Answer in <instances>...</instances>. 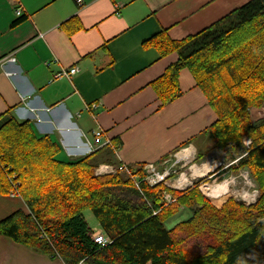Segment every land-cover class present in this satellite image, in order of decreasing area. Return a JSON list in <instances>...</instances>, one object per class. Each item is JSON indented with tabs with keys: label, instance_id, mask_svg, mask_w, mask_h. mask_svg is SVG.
I'll use <instances>...</instances> for the list:
<instances>
[{
	"label": "trees",
	"instance_id": "1",
	"mask_svg": "<svg viewBox=\"0 0 264 264\" xmlns=\"http://www.w3.org/2000/svg\"><path fill=\"white\" fill-rule=\"evenodd\" d=\"M144 46L161 59L178 56L150 84L161 108L182 97L179 79L188 70L217 115L204 131L210 146L196 161L212 152L238 161L228 170L249 172L260 193L257 202L246 207L229 199L217 209L202 190L207 178L181 191L165 183L139 189L120 172L97 176L100 152L110 154L103 163L119 165L112 149L66 159L56 141L8 111L0 116V194L10 195L12 182L18 184L30 213L17 211L0 221V237L65 264H264V119L253 115L264 106V0H251L184 40L162 31ZM112 141L120 150L121 143ZM129 167L143 177V165ZM165 193L175 202H164ZM87 211L109 245L93 240ZM184 213L190 217L167 227Z\"/></svg>",
	"mask_w": 264,
	"mask_h": 264
},
{
	"label": "crops",
	"instance_id": "2",
	"mask_svg": "<svg viewBox=\"0 0 264 264\" xmlns=\"http://www.w3.org/2000/svg\"><path fill=\"white\" fill-rule=\"evenodd\" d=\"M81 1L19 0L24 17L17 23L15 4L0 0V60L16 58L0 67V116L11 111L18 122H29L73 161L95 153L88 145L98 128L121 143L116 161L135 168L161 167L185 148L202 150L196 142L216 122L215 111L188 70L179 79L182 97L161 108L150 84L178 56L161 59L144 42L162 31L184 40L251 0ZM72 67L79 72L71 80L55 79ZM109 157L100 152V164ZM17 211L30 213L21 197L0 194V221ZM90 231L103 233L100 226ZM0 264L65 263L1 236Z\"/></svg>",
	"mask_w": 264,
	"mask_h": 264
},
{
	"label": "rangeland",
	"instance_id": "3",
	"mask_svg": "<svg viewBox=\"0 0 264 264\" xmlns=\"http://www.w3.org/2000/svg\"><path fill=\"white\" fill-rule=\"evenodd\" d=\"M254 118L256 120L264 119V106L262 110L260 111H253ZM205 135H200L197 139V144L199 143L202 147L201 152H206L207 150V142L205 143ZM205 143V144H204ZM251 145V140L246 139L245 145ZM246 147H249L247 146ZM192 151V150H189ZM188 151V152H189ZM194 151H192L193 153ZM199 152V150H198ZM198 152L194 154L193 157L197 158ZM188 154V153H187ZM178 154L175 155V158H173V161L170 162L168 165H163L160 167L161 171L164 170H170L171 171V177L168 179L171 182L175 183V185H179L180 180L177 181V178H181V176H184L185 180L188 182L184 187L188 186L191 182L192 186L195 182L207 178L209 179V182L204 183L202 185V190L205 194V196L211 201V203L216 207L217 209H221L222 206L229 200L233 199L238 204H242L244 206H252L254 205L258 198H259V191L257 189V186L255 182L250 177V174L246 170H240L237 173L231 172L228 170V168L233 165L236 161L233 160V158L227 156L223 152H212L210 153L202 162H198L196 160L192 161L190 159H186L184 161L178 162ZM192 161V162H191ZM106 163H102L100 165H103ZM100 165L96 168V170L100 167ZM110 165V164H108ZM175 165L174 167H172ZM209 167L208 172L204 176H197L194 177L193 174L195 173L196 169H204L205 167ZM172 167V168H171ZM167 168V169H166ZM95 170V174H96ZM222 170V172H221ZM225 170H228L227 173H224ZM97 175V174H96ZM97 176H105V175H97ZM127 177L126 175H124ZM129 178V177H128ZM175 179V180H174ZM223 182L228 183V189L226 194L217 193L216 195L218 197H209L205 190L207 187H211L214 185L221 184ZM183 188V187H182ZM181 189V188H178ZM175 200V199H174ZM85 220L88 223V226L90 229H93L94 231L99 227L98 222L96 218L94 217L93 213L91 211L85 212ZM190 217L189 214H185L183 216L177 217L173 219L171 222L167 224L168 228H172L176 222H180L183 220H186ZM178 220V221H177Z\"/></svg>",
	"mask_w": 264,
	"mask_h": 264
},
{
	"label": "built area",
	"instance_id": "4",
	"mask_svg": "<svg viewBox=\"0 0 264 264\" xmlns=\"http://www.w3.org/2000/svg\"><path fill=\"white\" fill-rule=\"evenodd\" d=\"M13 4H15V16L18 18H22L24 17V11L22 6H20L19 4V0H11ZM78 4H82L81 0H77ZM19 4V6H18ZM120 6L117 7V9ZM16 63V58L14 57V55H10L8 57L2 58L0 60V67L4 69V66H6V64H15ZM79 72V69L77 67H72V68H62L60 72H58L55 75V79H62V78H67L69 80H71L73 78V76H75L77 73ZM7 76L12 77L15 73H10V72H6ZM93 107H95V105L92 106H86V110L90 111V109H92ZM247 145V144H246ZM249 146V145H247ZM90 151L92 152H96L100 149H103L105 147H108L110 149L113 150L114 154L116 156H118L119 150L116 149V147L114 146L113 141H111L109 138H106L105 136V132L102 128H98L95 132H94V141L93 144L88 145ZM189 148H185L182 149L178 155V162L184 161L186 159H189L188 157H185L186 155V151ZM173 161V158H171L170 160H168L167 162H165L163 165H168L170 162ZM238 161H236L234 164H237ZM175 165H173L172 167H174ZM171 167V168H172ZM167 169V168H166ZM117 172H120L124 175H126L127 177H129L136 185L137 188L140 189L141 184L143 183H147L150 186H156L160 183H165V185L171 189H175V190H185L187 189L189 186H192V183L189 182L190 184L186 187H183L181 189H177V188H173L171 187V181L168 179L171 177V171L170 170H164L161 171L160 167L155 166V165H148L145 166L143 168V177L139 176L138 174L135 173V171H133L128 165L124 164V163H120L117 166H113V165H108V164H103L100 165V167L96 170V174L97 175H112V174H116ZM182 178V176H181ZM181 178H177V181L181 180ZM175 180V179H174ZM13 192L10 194V196L12 197H21L18 191V184L13 183ZM163 201L166 202L167 204H171L173 202H175L174 198L172 197V195L170 193H165L164 194V198ZM92 238L93 240L99 244V245H109L111 243L110 239L107 238L103 233L101 232H93L92 234Z\"/></svg>",
	"mask_w": 264,
	"mask_h": 264
},
{
	"label": "bare ground",
	"instance_id": "5",
	"mask_svg": "<svg viewBox=\"0 0 264 264\" xmlns=\"http://www.w3.org/2000/svg\"><path fill=\"white\" fill-rule=\"evenodd\" d=\"M189 149L186 151V155L185 157H188L189 159H191L193 157V153L192 151H189ZM188 153V154H187ZM209 167H205L204 169H196L195 173L193 174L194 177H199V176H204L206 174V172H208ZM185 177L182 176L179 185H175V183L171 182V187L173 188H182L184 187L188 182L184 179ZM227 189H228V183L227 182H223L221 184L218 185H214L211 186L209 188L206 189V194L209 197H218L216 194L217 193H221V194H226L227 193Z\"/></svg>",
	"mask_w": 264,
	"mask_h": 264
}]
</instances>
